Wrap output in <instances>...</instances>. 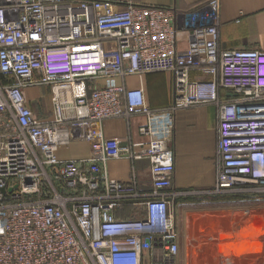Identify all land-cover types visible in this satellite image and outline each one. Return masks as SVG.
I'll return each instance as SVG.
<instances>
[{"label":"built area","instance_id":"1","mask_svg":"<svg viewBox=\"0 0 264 264\" xmlns=\"http://www.w3.org/2000/svg\"><path fill=\"white\" fill-rule=\"evenodd\" d=\"M218 3L180 14L130 0H0V264H177L184 191L171 143L183 108H217L209 195L264 199V52L219 48ZM152 73L172 77L166 107L126 86ZM32 86H49L50 118L28 106ZM135 114L145 140L103 134L105 120ZM75 141L88 155L61 158ZM120 158L127 181L105 170Z\"/></svg>","mask_w":264,"mask_h":264},{"label":"crops","instance_id":"2","mask_svg":"<svg viewBox=\"0 0 264 264\" xmlns=\"http://www.w3.org/2000/svg\"><path fill=\"white\" fill-rule=\"evenodd\" d=\"M130 1L139 5L173 7L180 14L199 9L204 11L209 7V0ZM218 1L219 48H249L264 52V0ZM184 46L185 43H182L181 47ZM125 81L129 88L142 85L146 102L152 108L166 107L171 102L172 77L169 73H152L142 78L131 76ZM25 94L28 106L40 118L52 116L49 86L28 87ZM217 122V110L212 105L193 106L175 112L172 185L188 194L195 190L193 195L185 194L186 198L179 196L175 202L179 232L177 264H187L182 255H189L190 249L189 262L191 257L199 255L204 257L206 264H264V211L258 208L264 206V199L234 193L223 196L227 197L223 199L219 195H207V200H198L204 190L215 185ZM144 123L145 117L141 114L132 115L128 121L123 118L108 119L102 123V131L107 137L129 134L133 141L140 142L145 138L138 129ZM88 153L89 145L85 141L72 142L59 150L60 157L64 159H78ZM135 166L139 176L144 178L147 163L138 161ZM105 170L110 178L127 181L130 162L124 158L110 159ZM182 221L184 226L180 224Z\"/></svg>","mask_w":264,"mask_h":264},{"label":"rangeland","instance_id":"3","mask_svg":"<svg viewBox=\"0 0 264 264\" xmlns=\"http://www.w3.org/2000/svg\"><path fill=\"white\" fill-rule=\"evenodd\" d=\"M239 49H248V50H257V49H249V48H239ZM257 51H259V50H257ZM42 88V87H41ZM39 91V90H38ZM213 106V105H212ZM216 110H217V108H216V106H213ZM184 109V108H183ZM38 114V113H37ZM174 116H175V114H174ZM173 138H174V131H173ZM74 146L72 147V149L74 150ZM171 149H172V152H173V156H174V150H173V139H172V143H171ZM210 190H212V188L211 189H207V190H204V192L202 193V195H200V196H202V198H199L198 200H200V201H204V200H207L206 199V197L205 196H207V195H209V191ZM190 192V194H188V192L187 191H184V195L186 194L187 196H189V195H193V193L192 192H195V190L194 191H189ZM198 192V191H197ZM197 194H199V193H197ZM183 195V197H185L186 198V196H184ZM214 195V194H213ZM220 196V195H219ZM182 197V196H181ZM258 208H262V210L264 211V206H258ZM257 213V212H256ZM182 223V225L184 226V222L182 221V222H180V224ZM179 225V224H178ZM183 226H182V228H183ZM181 228V229H182ZM183 231V230H182ZM182 236H183V233H182ZM261 237V236H260ZM199 246L201 247L202 246V243L201 242H199ZM263 248V247H262ZM190 254H191V249H190ZM190 254L189 255H187V256H185V255H182V257H183V259L185 260V261H187L186 263L187 264H200V263H205L206 264V262H204V257H201V256H196V257H191V261L189 262V256H190ZM215 258H217V257H215ZM195 262V263H194ZM258 263V262H257ZM184 264V263H183ZM234 264V263H233Z\"/></svg>","mask_w":264,"mask_h":264},{"label":"trees","instance_id":"4","mask_svg":"<svg viewBox=\"0 0 264 264\" xmlns=\"http://www.w3.org/2000/svg\"><path fill=\"white\" fill-rule=\"evenodd\" d=\"M220 199H223V198H227V197H219ZM219 198H213V200H217V199H219ZM120 216H122V215H120Z\"/></svg>","mask_w":264,"mask_h":264},{"label":"bare ground","instance_id":"5","mask_svg":"<svg viewBox=\"0 0 264 264\" xmlns=\"http://www.w3.org/2000/svg\"><path fill=\"white\" fill-rule=\"evenodd\" d=\"M212 254V253H211ZM216 254V253H215ZM214 257V255H212Z\"/></svg>","mask_w":264,"mask_h":264}]
</instances>
